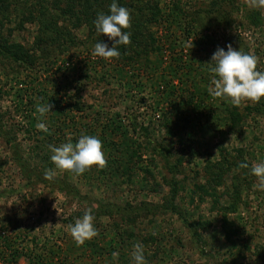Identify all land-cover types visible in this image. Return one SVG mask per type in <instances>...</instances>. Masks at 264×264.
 Listing matches in <instances>:
<instances>
[{"label": "rangeland", "instance_id": "rangeland-1", "mask_svg": "<svg viewBox=\"0 0 264 264\" xmlns=\"http://www.w3.org/2000/svg\"><path fill=\"white\" fill-rule=\"evenodd\" d=\"M212 1L116 0L130 43L106 60L93 48L111 42L76 20L112 0H0V264H130L136 242L147 264H264V190L246 175L264 161V98L234 106L210 95L206 64L231 45L264 71V9ZM79 73L90 78L76 91L67 83ZM54 102L41 132L36 107ZM82 134L102 141L105 166L46 179L48 146ZM87 209L97 235L77 245L69 226Z\"/></svg>", "mask_w": 264, "mask_h": 264}, {"label": "clouds", "instance_id": "clouds-1", "mask_svg": "<svg viewBox=\"0 0 264 264\" xmlns=\"http://www.w3.org/2000/svg\"><path fill=\"white\" fill-rule=\"evenodd\" d=\"M251 7L264 9V0H251ZM93 24L96 33L106 36L111 42V46L103 40L96 42L93 55L106 60L119 57L118 46L130 43V33L125 31L130 27L129 10L112 0L108 12H98ZM257 63V57L236 50L231 45L226 46V50L217 47L210 61L206 63L213 74L208 87L209 94L223 98L234 106H238L243 100L259 102L264 98V71L257 70ZM51 108L50 103H42L36 107L41 118L37 128L41 131H47L45 118ZM48 147L52 153L50 160L54 169L45 171L46 179H52L57 170L82 175L92 166L103 168L106 164L102 141L94 135L82 134L75 143L68 141L59 146ZM240 167L248 168L249 165L241 163ZM250 174L258 178L257 187L264 190V161L252 165ZM69 232L77 245L97 235L90 209L85 210L82 217L69 226ZM112 257L118 258V253L113 252ZM130 264H147L142 243L136 242L132 245Z\"/></svg>", "mask_w": 264, "mask_h": 264}, {"label": "trees", "instance_id": "trees-1", "mask_svg": "<svg viewBox=\"0 0 264 264\" xmlns=\"http://www.w3.org/2000/svg\"><path fill=\"white\" fill-rule=\"evenodd\" d=\"M87 1V3H88V0H86ZM216 1H218V2H216ZM229 0H215V1H212V6H216V7H220V4H225L226 2H228ZM68 2V1H67ZM231 5L233 6V1H231ZM70 8H71V6H69ZM221 8V7H220ZM63 10V9H62ZM69 11V10H68ZM63 12H67V9L66 10H63ZM84 13V12H83ZM140 13V12H139ZM86 14V13H85ZM158 13H157V11H155L154 13H153V16H155V15H157ZM37 20L42 24V25H45V19H44V16H42L41 17V14L39 15V17L37 18ZM81 20H83V21H85L86 22V24H87V26H88V28L91 30V31H94L95 30V27H94V24H93V21H94V19L93 18H86L85 17V19L83 18L82 19V16L80 17V15L77 17V20H76V22H77V24H79V22L81 21ZM128 29H125V31H127ZM189 30H191V28L189 27ZM187 32V31H186ZM189 34V33H188ZM207 41L205 40V43H206ZM8 46H12V45H6V47H4V46H2V49H3V53L6 55V56H8V57H10V59H12L13 61H15V62H18L19 64H21L22 66H24L25 68H30V67H32L33 65H35V63H36V59H34L33 58V56H31V55H29V53H27L26 51H24L21 47H17L18 48V50H19V52L18 51H15V52H12V51H10L7 47ZM124 51H125V49H123ZM132 58L133 57H125V58H122L123 59V61H125V62H127V61H133L132 60ZM121 60V59H120ZM149 59H147V58H145L144 60H143V62H138V66L139 67H148V61ZM183 68H185V70H186V72H189V70H191L190 68H191V66L190 65H186V64H183ZM179 69H182V65L181 64H179ZM81 78H84V79H86V78H90V75H86L85 73H79L78 75H77V78H75V79H68V83L67 84H71V85H74V87H71V88H75V90L77 91V89L79 88V86H80V79ZM205 89H202L201 90V94L203 95V93H204V95H205ZM55 102L52 104V106H55ZM76 104H78V102H75L74 103V105L75 106H77ZM54 108V107H53ZM77 109L76 110H80V107H76ZM195 110H197V109H195ZM181 110L180 109H176L175 111H174V116H176V118L178 119V120H180V121H183V123L185 124V123H188L189 122V118L190 117H185V118H182L181 117ZM203 114V111H202V109H198V111H194L193 112V115L197 118L198 116H201ZM167 118H168V116H163V120L164 121H167ZM115 129H117V128H115ZM136 130V127L135 126H133V129H132V131H135ZM42 132V131H41ZM111 142V141H110ZM113 143V142H112ZM114 144V143H113ZM120 160V159H119ZM248 172H250V169H248L247 170V173H246V175H249L248 174ZM117 231H118V229H117ZM122 231H121V233H118L120 236H122ZM130 238V237H129ZM128 241V238H127V236H124V237H122V241H121V243H123V244H126V242Z\"/></svg>", "mask_w": 264, "mask_h": 264}]
</instances>
